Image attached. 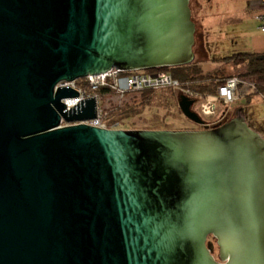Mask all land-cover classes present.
I'll list each match as a JSON object with an SVG mask.
<instances>
[{
	"label": "water",
	"instance_id": "water-1",
	"mask_svg": "<svg viewBox=\"0 0 264 264\" xmlns=\"http://www.w3.org/2000/svg\"><path fill=\"white\" fill-rule=\"evenodd\" d=\"M195 31L190 0H0V264H264V140L242 115L208 128L179 94L203 129H100L73 125L94 97L66 110L78 92L56 88L189 65Z\"/></svg>",
	"mask_w": 264,
	"mask_h": 264
},
{
	"label": "rangeland",
	"instance_id": "rangeland-1",
	"mask_svg": "<svg viewBox=\"0 0 264 264\" xmlns=\"http://www.w3.org/2000/svg\"><path fill=\"white\" fill-rule=\"evenodd\" d=\"M197 0H190V9L192 20L195 24V44L193 52L195 59L200 68L204 72L214 71L223 66L225 75H232L241 72L243 68H235L221 59L230 57L237 53L247 54H264V33H260L257 29V23L245 12L242 14L241 8L236 9V14L230 16L222 13V9L226 7V3H220L219 0H210L208 4H203ZM141 73V72H140ZM176 90V89H174ZM177 91V90H176ZM179 94V93H178ZM215 95V94H214ZM193 106V110L201 117V119L210 128L215 125L225 123L234 118L237 109H241L242 116L246 126L259 135L264 140V96L261 94L250 95L239 101L225 105L216 102V110L213 116L209 118L200 115V102H203L205 96H198ZM116 98L105 99L101 108L107 109V119L110 120L109 109L116 102ZM152 102L157 103V100ZM176 103V104H175ZM177 107V108H175ZM160 114V119L166 115L165 126L147 125L154 113ZM119 124V123H118ZM119 126L122 130H198L197 126L178 111L177 102L174 107L151 105L147 107L140 115H136L125 119ZM212 242V241H211ZM216 250V249H215ZM216 254V251H214ZM216 256V255H215ZM217 258V256H216Z\"/></svg>",
	"mask_w": 264,
	"mask_h": 264
},
{
	"label": "trees",
	"instance_id": "trees-1",
	"mask_svg": "<svg viewBox=\"0 0 264 264\" xmlns=\"http://www.w3.org/2000/svg\"><path fill=\"white\" fill-rule=\"evenodd\" d=\"M191 10V9H190ZM192 19V13H191ZM193 21V20H192ZM264 54H247L237 53L230 57L221 59L223 62L234 66L235 68H243L241 72L232 75H225V71L222 67L217 68L214 71L204 72L199 64L194 61L189 65L163 68L155 70L138 71L146 74H154L159 72H165L171 75V77L177 80L180 87L183 89H190L198 96H207L216 94V90L219 86L232 77H237L240 80L249 83L253 86L254 92L252 95L261 94L264 96V60L262 57ZM121 72L119 76H127L132 74ZM78 88L83 90L88 96H96L99 99L100 105L105 99L116 98L115 92L107 87H92L86 82L85 79H79L76 82ZM180 92L173 88H161V89H143L138 92H129L125 94L122 103L118 106L117 103L109 109L110 120L112 123H119L120 125L125 119L140 115L147 107L155 104L158 106H164L165 108L174 107V102H177ZM195 100L197 98H192ZM157 100V103L152 102ZM176 104V103H175ZM177 108V107H175ZM106 111L107 109H103ZM178 111L180 112L179 108ZM181 113V112H180ZM182 115V113H181ZM153 118L148 120L147 125L152 126H165L166 115L160 119V114L154 113ZM219 125L213 126L217 127ZM212 127V128H213ZM121 128V127H120Z\"/></svg>",
	"mask_w": 264,
	"mask_h": 264
},
{
	"label": "built area",
	"instance_id": "built-area-1",
	"mask_svg": "<svg viewBox=\"0 0 264 264\" xmlns=\"http://www.w3.org/2000/svg\"><path fill=\"white\" fill-rule=\"evenodd\" d=\"M261 11L255 16L257 22V29L260 33H264V0L260 2ZM89 86L92 87H107L115 92L116 102L120 104L125 94L129 92H138L143 89H161V88H173L184 94L189 98H198L197 94L192 92L190 89H183L177 80L173 79L170 74L165 72H159L154 74H146L140 72H133L127 76H119L118 72H110L102 75H89L84 78ZM78 92L76 98H65L62 103L65 105L66 110H70L73 106L81 100L94 97L97 102V114L96 118L92 120L82 121L75 124H86L94 126L100 129L107 130H118L120 126L118 123L109 122L107 119V113L101 108L99 99L96 96H88L83 90L77 87L75 82L70 83H59L58 87H65ZM254 88L251 84L240 80L237 77L227 79L223 85L219 86L216 90V94L205 96V100L200 102L199 112L202 117L209 118L214 115L216 110V102H221L225 105H229L233 102L239 101L252 95ZM63 125H68L62 123Z\"/></svg>",
	"mask_w": 264,
	"mask_h": 264
},
{
	"label": "crops",
	"instance_id": "crops-1",
	"mask_svg": "<svg viewBox=\"0 0 264 264\" xmlns=\"http://www.w3.org/2000/svg\"><path fill=\"white\" fill-rule=\"evenodd\" d=\"M199 2H202L203 4H208L210 0H197L196 3L199 4ZM219 2L226 3V7L221 10L222 13L234 16L233 14L237 13L236 9L238 7H242V14H244L245 12L248 16L251 17L254 22H256L255 16L261 11V0H219Z\"/></svg>",
	"mask_w": 264,
	"mask_h": 264
},
{
	"label": "flooded vegetation",
	"instance_id": "flooded-vegetation-1",
	"mask_svg": "<svg viewBox=\"0 0 264 264\" xmlns=\"http://www.w3.org/2000/svg\"><path fill=\"white\" fill-rule=\"evenodd\" d=\"M235 114V116L234 117H236L237 115H242V111H241V109H237L236 110V113H234ZM221 124V123H220ZM220 124H218V125H220ZM207 125V124H206ZM208 126V125H207ZM216 126V125H215ZM208 128H210L209 126H208ZM200 129H203V126H200ZM208 241H212V243H213V246H214V251H216V254H214V252H213V257L215 258V260H218V247H217V244H216V241L212 238V237H209L208 238ZM216 249V250H215ZM217 256V258H216V256Z\"/></svg>",
	"mask_w": 264,
	"mask_h": 264
}]
</instances>
